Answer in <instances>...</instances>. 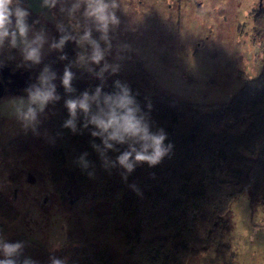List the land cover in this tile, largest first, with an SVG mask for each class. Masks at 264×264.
<instances>
[{
	"label": "trees",
	"instance_id": "trees-1",
	"mask_svg": "<svg viewBox=\"0 0 264 264\" xmlns=\"http://www.w3.org/2000/svg\"><path fill=\"white\" fill-rule=\"evenodd\" d=\"M27 11V23L53 29L56 42L62 35L79 39L71 25L47 24ZM68 12L74 11L60 10L58 17ZM251 14L255 36L264 47V5ZM0 49V65L30 74V89L21 94L44 87L40 77L46 68L47 75L55 74L49 83L55 85L59 99L46 106V117L39 116L42 123L0 145V163L24 165L10 175L11 181L13 175L29 173L36 184L49 180L52 197L46 201L58 205L69 227L68 245L58 250L50 248L46 236L11 231L1 237L22 244L13 257L16 264H52L53 259L62 264H188L225 243L231 229L228 214L244 191H250L252 206L264 209V63L259 75L230 101L198 104L160 93L153 75L140 65L117 69L104 59L78 67L81 52L75 40L39 63L15 62L4 52L5 46ZM66 67L74 74L72 92L62 85ZM116 81L131 88L151 130L163 129L166 134L164 146L171 148L155 166L134 164L128 172L116 159L127 145L106 149L100 137L91 135L97 129L84 127L86 117L79 110L76 130L64 126L70 118L66 100L85 91L92 96L97 87L102 100L104 94L118 91ZM45 207L47 214L51 209ZM19 215L14 199L0 190V221L12 223Z\"/></svg>",
	"mask_w": 264,
	"mask_h": 264
},
{
	"label": "rangeland",
	"instance_id": "rangeland-1",
	"mask_svg": "<svg viewBox=\"0 0 264 264\" xmlns=\"http://www.w3.org/2000/svg\"><path fill=\"white\" fill-rule=\"evenodd\" d=\"M116 2L119 6L113 10L119 23L110 26L107 43L99 40L96 25L84 16L83 6L71 17L65 16L63 23H69L78 38L91 29L105 52L106 64L117 69L140 65L153 75L160 93L198 104L228 102L262 70L264 47L255 36L251 14L261 0ZM75 3L59 0V9ZM7 44L5 39L2 46ZM80 49L85 61L77 59L76 64L85 68L90 63L91 47L85 44ZM4 52L10 53L7 48ZM14 55L15 62L26 60L24 53L15 51ZM29 107L35 105L29 103L28 94H8L0 99V145L42 123L39 116L46 115L38 111L36 121L24 127L20 117ZM21 166L14 161L0 163V190L14 199L20 211L14 222L0 221V238L19 231L36 238L46 236L51 249L66 247L68 220L55 202L46 201L52 197L51 183L47 179L43 185L30 183L25 175H13L15 180L11 181L10 175ZM43 205L51 209L47 214ZM228 217L231 229L225 243L188 264H264V209L260 204L252 206L249 190L233 202Z\"/></svg>",
	"mask_w": 264,
	"mask_h": 264
},
{
	"label": "clouds",
	"instance_id": "clouds-1",
	"mask_svg": "<svg viewBox=\"0 0 264 264\" xmlns=\"http://www.w3.org/2000/svg\"><path fill=\"white\" fill-rule=\"evenodd\" d=\"M57 0H44V4L48 7H55ZM83 6L84 16L91 19L95 25V31L100 34L99 40L107 43L109 41L110 26L117 25L119 20L113 9L119 5L116 0H76L72 11L78 10ZM29 12L19 6V0H0V46L4 40L11 36V43L16 45L17 35L26 44L24 49L25 59L33 63H39L41 59V48L44 43L42 36H36L34 40L29 42L27 35L29 25L27 18ZM14 26V31L12 30ZM63 31V29H61ZM75 40L77 45L85 44L91 47V54L88 59L94 64H100L105 58V52L101 49L100 43L93 38L92 30L86 29L83 34L76 39L70 35H62L58 42L51 45L53 49H63L66 42ZM62 56L61 59H65ZM85 56L78 55V62H84ZM105 65L101 72L107 69ZM115 72L116 69H113ZM48 69H45V74L40 77L41 84L44 87H36L29 92V103L35 107H29L27 112L21 114V120L25 128L36 121L37 112H43L46 106L58 100L59 96L55 94V85L49 83L55 78L53 73L47 75ZM74 74L66 67L62 77V85L66 91L72 92V80ZM118 91L111 94H104L101 100V89L97 87L95 94L90 96L87 91L81 94L79 98L68 99L65 101V107L69 113V119L64 126L76 130L75 120L78 110L84 113L87 128L92 125L97 129L92 131L93 137H100L106 149L116 150V145H127V150L117 156V162L127 169L128 172L133 171L134 164L147 163L149 166L159 164L162 159L168 154L171 145L164 146L166 134L163 129L155 132L151 130L150 124L141 110L136 96L132 94L131 88L127 84H122L120 81L115 83ZM96 104L95 113L92 112V104ZM148 107L151 109L152 103L148 102ZM94 147H97L93 145ZM99 151V149L97 148ZM87 155V154H85ZM22 244L19 242H5L0 238V253H3L4 259H0V264H16L13 259L20 250ZM25 264H32L31 261H25ZM52 264H62L59 259H53Z\"/></svg>",
	"mask_w": 264,
	"mask_h": 264
},
{
	"label": "crops",
	"instance_id": "crops-1",
	"mask_svg": "<svg viewBox=\"0 0 264 264\" xmlns=\"http://www.w3.org/2000/svg\"><path fill=\"white\" fill-rule=\"evenodd\" d=\"M19 6L29 10L31 13H33L37 18L42 20L43 22L51 25H57L59 23H63L64 17H71L73 13L68 12L67 15L61 16V18L58 17L60 13L59 9V0H57L55 7H48L44 4V0H19ZM72 6H68L65 9L62 10H71L72 11ZM39 11L43 12V15L39 13ZM37 22V20L34 21V23ZM66 25H70L69 23H63ZM29 25V31L27 35V40L31 42L32 40L35 39L36 36H42L44 39L43 46L41 48V59L40 61H43L47 58L52 57L57 49H53L51 45L56 42V34L53 29H44V28H39L36 27V25ZM14 31V26L12 28ZM7 39V51L10 52L11 57H14L15 51L17 54L20 52L21 54L24 53V49L26 47V44L21 40V38L17 35L16 39V45L13 46L11 43V36L6 38ZM5 48V49H6ZM81 52V49H80ZM19 56V55H18ZM19 62V60H18Z\"/></svg>",
	"mask_w": 264,
	"mask_h": 264
},
{
	"label": "water",
	"instance_id": "water-1",
	"mask_svg": "<svg viewBox=\"0 0 264 264\" xmlns=\"http://www.w3.org/2000/svg\"><path fill=\"white\" fill-rule=\"evenodd\" d=\"M263 0H261L259 7H262ZM0 99L7 94L18 95L23 92H28L30 89V74L21 69L11 70V67L5 64L0 65ZM27 180L30 183H35L36 178L29 173Z\"/></svg>",
	"mask_w": 264,
	"mask_h": 264
}]
</instances>
